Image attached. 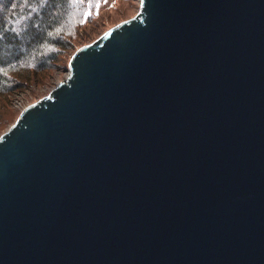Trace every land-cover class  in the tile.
<instances>
[{
    "label": "water",
    "instance_id": "water-1",
    "mask_svg": "<svg viewBox=\"0 0 264 264\" xmlns=\"http://www.w3.org/2000/svg\"><path fill=\"white\" fill-rule=\"evenodd\" d=\"M0 264H264V0H140L0 135Z\"/></svg>",
    "mask_w": 264,
    "mask_h": 264
},
{
    "label": "trees",
    "instance_id": "trees-1",
    "mask_svg": "<svg viewBox=\"0 0 264 264\" xmlns=\"http://www.w3.org/2000/svg\"><path fill=\"white\" fill-rule=\"evenodd\" d=\"M85 1L0 0V104L73 47L91 2Z\"/></svg>",
    "mask_w": 264,
    "mask_h": 264
},
{
    "label": "rangeland",
    "instance_id": "rangeland-1",
    "mask_svg": "<svg viewBox=\"0 0 264 264\" xmlns=\"http://www.w3.org/2000/svg\"><path fill=\"white\" fill-rule=\"evenodd\" d=\"M87 1L91 2L88 4L85 25L79 33V39L60 56L56 67L29 77L23 87L3 97L0 104V135L16 121L27 105L47 95L68 76L69 62L77 48L95 41L112 26L136 15L140 9V0H86V4Z\"/></svg>",
    "mask_w": 264,
    "mask_h": 264
}]
</instances>
